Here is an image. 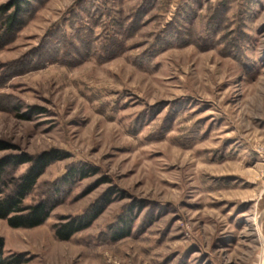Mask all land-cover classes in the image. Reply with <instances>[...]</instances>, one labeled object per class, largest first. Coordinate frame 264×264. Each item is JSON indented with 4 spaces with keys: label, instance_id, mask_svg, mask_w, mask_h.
<instances>
[{
    "label": "rangeland",
    "instance_id": "374dc122",
    "mask_svg": "<svg viewBox=\"0 0 264 264\" xmlns=\"http://www.w3.org/2000/svg\"><path fill=\"white\" fill-rule=\"evenodd\" d=\"M15 1L0 0V140L18 149L0 159L62 158L24 201L54 202L44 223L0 218L3 257L264 264V0H33L10 34Z\"/></svg>",
    "mask_w": 264,
    "mask_h": 264
},
{
    "label": "trees",
    "instance_id": "16d2710c",
    "mask_svg": "<svg viewBox=\"0 0 264 264\" xmlns=\"http://www.w3.org/2000/svg\"><path fill=\"white\" fill-rule=\"evenodd\" d=\"M32 1L33 0L15 1L14 6L16 7L17 12L15 11L4 18L6 32L12 34L18 26L24 23L19 19V15L22 14V12H25V8L27 7L30 12L34 10ZM12 148L15 147L7 141L0 140V151ZM60 158H62V156H60L59 152L55 150L44 151L36 156L27 152H21L1 158L0 218L7 219L8 223L13 227H35L44 223L55 206L54 202L48 199H43L33 204H25L24 201L25 198L35 189L39 178L45 172L46 168ZM25 163H28L29 166L24 173L19 176H8L9 169L14 171L18 166ZM85 168L86 167L83 165L74 166L71 170V175H82V177H86L88 174L84 172ZM66 179H70V175L67 178L63 177L62 182ZM99 211L102 210L100 209ZM96 216L97 214H84L79 216V218L61 225L57 230V236L61 239L70 238L76 231L87 227ZM117 237L118 236H116V239ZM2 249L3 243L2 240H0V264H21L24 262V259L20 256L11 258L3 257Z\"/></svg>",
    "mask_w": 264,
    "mask_h": 264
},
{
    "label": "built area",
    "instance_id": "2783aa9c",
    "mask_svg": "<svg viewBox=\"0 0 264 264\" xmlns=\"http://www.w3.org/2000/svg\"><path fill=\"white\" fill-rule=\"evenodd\" d=\"M259 155H261V161L264 162V149L259 150Z\"/></svg>",
    "mask_w": 264,
    "mask_h": 264
}]
</instances>
